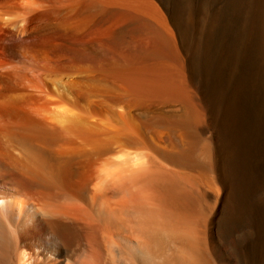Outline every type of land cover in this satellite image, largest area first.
Here are the masks:
<instances>
[{
  "label": "bare ground",
  "instance_id": "1",
  "mask_svg": "<svg viewBox=\"0 0 264 264\" xmlns=\"http://www.w3.org/2000/svg\"><path fill=\"white\" fill-rule=\"evenodd\" d=\"M0 264H264V0H0Z\"/></svg>",
  "mask_w": 264,
  "mask_h": 264
}]
</instances>
